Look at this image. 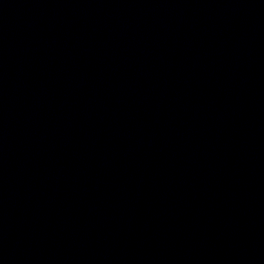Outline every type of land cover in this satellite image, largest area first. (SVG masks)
Listing matches in <instances>:
<instances>
[{"label":"water","instance_id":"obj_1","mask_svg":"<svg viewBox=\"0 0 264 264\" xmlns=\"http://www.w3.org/2000/svg\"><path fill=\"white\" fill-rule=\"evenodd\" d=\"M0 264H264V0H0Z\"/></svg>","mask_w":264,"mask_h":264}]
</instances>
